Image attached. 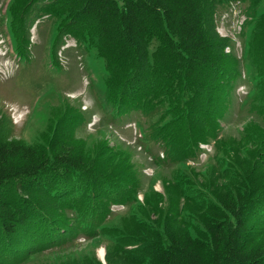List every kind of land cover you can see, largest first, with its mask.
Listing matches in <instances>:
<instances>
[{"label": "rangeland", "instance_id": "374dc122", "mask_svg": "<svg viewBox=\"0 0 264 264\" xmlns=\"http://www.w3.org/2000/svg\"><path fill=\"white\" fill-rule=\"evenodd\" d=\"M255 1L260 18L251 21L248 33L240 37L241 57L239 48L222 32L224 24H218V29L215 26V37L227 42L223 52L228 57H223L220 64L240 69L236 88L222 90L224 80L216 83L213 77L209 78L217 84L213 88L200 84L199 95L192 98L201 105L199 115L188 125L184 120L170 123L175 114L163 121L167 128L183 125L184 133L177 137L183 139L178 146L169 147L181 157L157 164L156 158L165 154V148L145 138L147 125H139L145 118L143 111H120L114 119L112 113H103L96 98L100 93L91 88L94 83L103 94L115 92L118 102L121 90L116 77L124 81L130 72L114 71L96 26L84 23L80 27L83 31L75 33L71 22L75 10L70 1L43 7L38 14L34 5L39 2L28 5L29 0H0V26L10 41L11 53L20 61L17 74L0 81V141H20L46 152L51 161L54 146L64 144L82 149L86 159L83 171L69 175L70 185L58 178L50 184L57 192L53 196L64 197L56 198L62 206L59 211L53 209L52 215L68 221L41 223V214L36 213L17 237L8 238L0 232V264H155L154 249L167 246L172 231H188L195 238L209 241L203 214L209 206L220 205L221 193L264 196V0ZM238 3L244 12L253 8L244 0ZM227 8L215 6V25L216 16ZM37 19L40 23L34 29ZM23 34L29 45L27 54L21 55L18 44ZM74 37L79 46L62 52L68 66H60L57 52L66 39ZM147 47L152 63L165 46L158 34H152L147 36ZM80 56L85 64L83 71ZM164 69L156 78L166 76V66ZM243 69L248 71L245 78ZM149 72L154 76L150 65ZM83 73L90 78L87 91ZM181 82L179 87L183 86ZM241 85H247L246 95L238 93ZM174 106L172 103L171 108ZM134 122H138L136 134L128 126ZM193 132L198 141L196 156L188 146ZM203 142L211 146L206 157ZM109 185L130 186L128 193L136 195L131 206L126 204L124 210L111 212L110 220L102 225L101 219L96 218L97 224L67 210L65 197L71 196L77 204V198L87 204L94 198L108 206V193L115 191ZM257 208L249 214L250 234L264 243V205Z\"/></svg>", "mask_w": 264, "mask_h": 264}, {"label": "trees", "instance_id": "16d2710c", "mask_svg": "<svg viewBox=\"0 0 264 264\" xmlns=\"http://www.w3.org/2000/svg\"><path fill=\"white\" fill-rule=\"evenodd\" d=\"M61 1H70L75 10L71 17L73 31L81 33L83 30L80 27L84 23L95 25L114 71H130L125 74L127 78L124 81L116 77L120 80L121 90L118 102L113 94L115 92L103 94L94 83L91 84L92 90L100 93L96 98L102 105L103 113L110 112L115 119L120 111H143L145 118L139 121V125H147L145 138L165 148V157H157L155 162L158 164L181 157V153L175 154L169 147L178 146L177 143L183 139H177L179 134L184 133L183 125H169L167 128L163 121L175 114L170 123L184 120L188 125L201 112L198 99L195 97L192 101L193 95L200 93V84H211L213 88L224 80L222 90L229 87L235 89L241 76L239 68L220 64L223 57H228L223 52L227 42L215 37V6H227L231 0H29L28 5L39 2L34 5L39 14L43 7L49 8ZM244 2H249L253 8H246L248 20L242 36L248 33V24L260 18L257 16L256 1ZM152 34H158L165 47L160 56L150 63L147 36ZM27 44L28 38L23 34L18 44L19 54H27ZM149 65L155 77L150 76ZM164 66L167 68L166 76L156 78L165 70ZM211 77L217 82H210ZM179 81L183 86L179 87ZM172 103L175 105L173 108ZM197 143L193 132L188 145L192 156L197 155ZM54 147V159L51 161L46 152L20 141H0V232L6 237H17L23 226L36 217V213L41 214V223L68 221L52 215L53 209L61 210V202L57 199L64 197L53 196L57 192H53L55 188H51L50 184L58 178L70 185L72 180L68 179L69 175L73 171H83L86 159L82 149L64 144ZM109 186L115 191L114 194L108 193V206L94 198L89 204L80 203L77 198V204L75 197L71 196L65 197L67 210L74 211L76 217L85 216L87 221L94 222L97 218L101 219L100 224L105 223L111 218L112 211L109 212L108 207L112 203L131 206V199L136 195L128 193L132 188L130 186ZM92 192L96 191L93 189ZM103 197L102 194L99 196L100 199ZM219 202L220 205L209 206L203 214L202 221L209 241L195 238L188 231H172L170 243L154 249L155 264H264V243L256 241L249 227V214L257 212L258 204L264 205V196L256 198L254 195L223 192Z\"/></svg>", "mask_w": 264, "mask_h": 264}, {"label": "built area", "instance_id": "2783aa9c", "mask_svg": "<svg viewBox=\"0 0 264 264\" xmlns=\"http://www.w3.org/2000/svg\"><path fill=\"white\" fill-rule=\"evenodd\" d=\"M223 24V23H222ZM221 30V29H220ZM222 32H226V35H229V32H228V30L226 29V27H225V25H224V28H222ZM10 63H7V64H5V63H3V62H0V70H4V69H6L7 67L8 68H10ZM17 116H19V114L17 115Z\"/></svg>", "mask_w": 264, "mask_h": 264}]
</instances>
